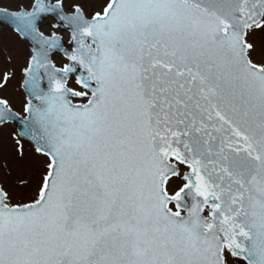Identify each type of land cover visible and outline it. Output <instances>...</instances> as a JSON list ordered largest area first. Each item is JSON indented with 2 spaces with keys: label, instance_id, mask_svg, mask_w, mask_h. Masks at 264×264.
Here are the masks:
<instances>
[{
  "label": "snow or ice",
  "instance_id": "6c2138e0",
  "mask_svg": "<svg viewBox=\"0 0 264 264\" xmlns=\"http://www.w3.org/2000/svg\"><path fill=\"white\" fill-rule=\"evenodd\" d=\"M0 23L30 41L0 129L39 163L0 181V264H264V0H0Z\"/></svg>",
  "mask_w": 264,
  "mask_h": 264
},
{
  "label": "rangeland",
  "instance_id": "374dc122",
  "mask_svg": "<svg viewBox=\"0 0 264 264\" xmlns=\"http://www.w3.org/2000/svg\"><path fill=\"white\" fill-rule=\"evenodd\" d=\"M1 34L0 36H5ZM4 40V46L0 47V71L11 70L15 73L14 78L7 88L0 90V96L7 97L13 107L18 112H23V97L19 91L20 71L27 63L28 53L24 47V43L12 34H7ZM253 39L258 45H264V32H257ZM11 57L9 62L8 58ZM59 66V59H57ZM13 128L8 124L3 129H0V181L13 186L15 189V180L20 175H31L33 170L39 167L38 161L31 154V146L25 144L26 157L23 161L16 158L14 141L11 136ZM7 163V168L3 165ZM231 264H242V262L233 259Z\"/></svg>",
  "mask_w": 264,
  "mask_h": 264
},
{
  "label": "flooded vegetation",
  "instance_id": "af4514ba",
  "mask_svg": "<svg viewBox=\"0 0 264 264\" xmlns=\"http://www.w3.org/2000/svg\"><path fill=\"white\" fill-rule=\"evenodd\" d=\"M26 3H27V0H3L4 6L9 7L11 9H15L17 6H19L21 4H26ZM40 27H41V30L45 31L46 34L49 31H51L50 24L48 21L45 23H42ZM3 32H6V33H4L5 36H0V47L1 48L4 46V40L7 38V36H6L7 34L10 33L13 36L17 37V35L15 33H13L12 31H10L7 28L0 29V35L3 34ZM23 45L27 50L26 44H23ZM57 59H59V58L57 57Z\"/></svg>",
  "mask_w": 264,
  "mask_h": 264
},
{
  "label": "water",
  "instance_id": "95a60500",
  "mask_svg": "<svg viewBox=\"0 0 264 264\" xmlns=\"http://www.w3.org/2000/svg\"><path fill=\"white\" fill-rule=\"evenodd\" d=\"M0 27H8V28H10V29H12L13 30V27H10L8 24H6V23H0ZM14 31V30H13ZM15 32V31H14ZM22 40H24L25 42H27V44H28V48H29V52H30V41H28L27 39H24V38H22V37H20ZM22 79H23V71H22V73H21V81H20V91H21V93H22V95H23V97H24V99H25V96H24V90L22 89V87H21V83H22ZM11 125H12V127H13V129H14V131H15V129H16V126H15V124H12V123H10ZM238 260H240V259H238ZM243 261V260H242ZM244 262V261H243ZM245 264H246V262H244Z\"/></svg>",
  "mask_w": 264,
  "mask_h": 264
}]
</instances>
